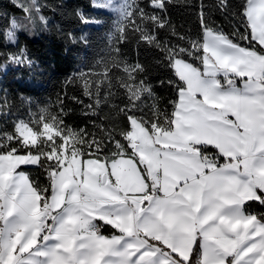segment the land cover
Masks as SVG:
<instances>
[{
	"label": "snow or ice",
	"instance_id": "snow-or-ice-1",
	"mask_svg": "<svg viewBox=\"0 0 264 264\" xmlns=\"http://www.w3.org/2000/svg\"><path fill=\"white\" fill-rule=\"evenodd\" d=\"M170 2L149 0L160 12ZM17 3L33 27L38 19L47 29L38 0ZM93 3L115 14L110 41L136 33L164 53L177 77L167 81L176 92L172 110L161 109L139 78L144 66L118 58L114 48L98 62L102 72L79 79L94 101L90 110L123 89L127 103L114 107L127 127L97 139L69 127L63 107L14 121L0 135V264H264V213L246 211L248 202L264 206V0L243 2L245 31L237 35L248 47L210 27L202 6L203 42L189 40L192 51L160 40L168 21L138 0ZM218 6L227 10L228 0ZM26 28L12 18L4 36L14 44ZM194 53L200 67L184 59ZM7 59L32 63L23 49ZM144 97L153 99L147 120L134 114ZM7 107L5 95L0 114ZM106 142L114 144L107 154ZM20 165L44 169L48 185L18 172ZM105 224L111 235L101 232Z\"/></svg>",
	"mask_w": 264,
	"mask_h": 264
},
{
	"label": "trees",
	"instance_id": "trees-1",
	"mask_svg": "<svg viewBox=\"0 0 264 264\" xmlns=\"http://www.w3.org/2000/svg\"><path fill=\"white\" fill-rule=\"evenodd\" d=\"M41 5V14L47 18V29L40 23L38 31L30 36L26 32L17 35L16 43H9L4 33L10 28L12 18L16 20L25 18V13L18 6L17 0H0V101L7 96L8 107L5 114H0V135L13 130V122L17 119L27 120L30 115L47 108L56 113L60 108L68 113L65 122L69 127L84 129L94 134L97 139L106 135L105 130L127 127V119L123 113L118 112L127 103L123 89L119 87L112 91L99 106L90 110L86 105L94 101L84 94L83 82L79 79L81 72H102L104 60L115 55L114 48H119V57L129 63L139 62L145 68L140 75L146 84L152 86L159 106L171 112L169 101L176 98L175 88L167 81L176 80L174 70L164 59V53L138 42L136 33H129L128 38L122 42L110 41L113 32L115 15L104 9L94 7L93 0H38ZM244 0H228L229 7L222 10L218 0H171L166 11L154 10L149 0H138L140 7L147 12L156 11L165 17L170 27L160 29L158 38L167 41L169 46H179L190 51L189 40L203 42V29L200 22V12L206 15L207 24L214 30L220 31L232 38L242 46L248 47L246 41L240 40V34L245 31L240 12ZM81 11L88 22H82L77 11ZM93 21H101L95 23ZM174 28L177 35H173ZM184 37L180 39L179 37ZM72 37H75L73 42ZM83 37V40L81 39ZM26 50L31 64L17 65L8 61L9 53H18ZM193 56L184 59L194 66L200 67L199 61ZM113 74L120 75L116 70ZM164 83H161V82ZM107 94V89L101 96ZM141 110L135 111L137 117L149 119L152 116L151 105L153 99L144 97ZM114 133L115 139L121 137ZM114 148L112 142H106L105 154ZM210 152L214 151L210 147ZM28 174L30 180L41 187L48 185L49 181L44 169L37 167H20L17 170ZM246 211L253 214L264 213V206L248 202ZM101 223V222H99ZM103 224V223H101ZM115 231L109 225H103L101 232L111 235Z\"/></svg>",
	"mask_w": 264,
	"mask_h": 264
},
{
	"label": "rangeland",
	"instance_id": "rangeland-1",
	"mask_svg": "<svg viewBox=\"0 0 264 264\" xmlns=\"http://www.w3.org/2000/svg\"><path fill=\"white\" fill-rule=\"evenodd\" d=\"M19 3H28V0H19ZM97 9H104V8H99L94 6ZM107 10V9H104ZM109 11V10H107ZM110 12V11H109ZM112 13V12H111ZM114 14V13H113ZM115 15V14H114ZM17 22L21 25H26L27 28L26 29H22L20 31L17 32V35L20 34L22 31L28 33L30 36L34 35V33H36L38 31V28L40 27V21L37 19L36 23H35V27L32 26V24L28 21V19L26 18V14H25V18H21L18 19ZM0 82H1V77H0Z\"/></svg>",
	"mask_w": 264,
	"mask_h": 264
},
{
	"label": "crops",
	"instance_id": "crops-1",
	"mask_svg": "<svg viewBox=\"0 0 264 264\" xmlns=\"http://www.w3.org/2000/svg\"><path fill=\"white\" fill-rule=\"evenodd\" d=\"M38 165H20V167H37ZM19 167V168H20ZM18 170V169H17ZM99 222H101V223H103L102 221H97V223H99ZM110 226V225H109ZM104 234V233H103ZM104 235H106V236H108L107 234H104Z\"/></svg>",
	"mask_w": 264,
	"mask_h": 264
}]
</instances>
